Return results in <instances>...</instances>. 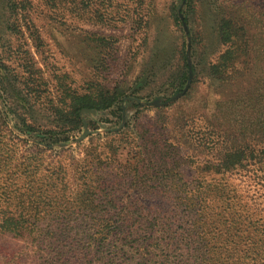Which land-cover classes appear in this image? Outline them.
Segmentation results:
<instances>
[{"label":"rangeland","instance_id":"obj_1","mask_svg":"<svg viewBox=\"0 0 264 264\" xmlns=\"http://www.w3.org/2000/svg\"><path fill=\"white\" fill-rule=\"evenodd\" d=\"M15 1L17 12L11 11L8 0H0V78L7 87L11 79L9 88L13 85L18 90L25 83L34 90L25 101L31 121L49 125L53 117L48 108L64 105L68 93L81 95L99 88H117L121 96L110 109L80 113L82 125L68 134L67 142L40 145L47 151L49 162L50 155L65 159L61 164L63 178L45 194V203H57L53 205L60 212L58 218L67 219L74 213L75 194L81 186L97 190L92 182L98 181L120 206L129 199L146 205V213L150 219H157V224L164 217L177 220L183 215L173 205L177 198L174 190L186 185L188 197L197 182L206 185L210 180L201 174L207 153L204 142L190 145V138L198 140L205 126L211 124L219 127L225 139L235 141L246 135L248 127L251 131L252 126L257 129L264 122V0ZM172 6L178 7L177 22ZM221 19L231 21L236 28V36L226 45L218 35ZM228 45L235 52L233 65L223 76L210 77V65ZM184 63L192 79L185 93L175 98ZM7 121L28 147L38 145L34 135L27 137L14 128L12 116ZM84 130L88 135L81 137ZM159 150L165 154L163 161L151 163L152 153ZM71 156L80 168L93 173L85 184L82 180L75 183L67 164ZM97 158L100 165L94 162ZM169 167L175 169L176 176L171 173L166 179L160 171ZM149 168L154 172L146 173L141 187L157 189L135 195L129 186L138 171ZM226 178L227 190L233 188L237 199L225 203L214 194H206L204 198L213 209L207 218L219 212L228 222L244 217L246 213L240 209L247 207L264 221V187L240 174ZM49 183L53 182L48 180L45 185ZM161 185L165 189H158ZM225 206L232 210L225 211ZM247 214L236 226L242 232L248 221L257 220ZM68 221L72 228L79 224L78 229L84 232H89L92 224L77 222L75 216ZM61 223H55V231ZM143 226L137 228L141 238ZM52 245L58 247L55 241ZM84 248V242L75 243L66 258L59 260L48 253L44 257L49 264H86L81 254ZM20 256L19 264L42 261L30 243L0 235V264H10Z\"/></svg>","mask_w":264,"mask_h":264},{"label":"trees","instance_id":"obj_2","mask_svg":"<svg viewBox=\"0 0 264 264\" xmlns=\"http://www.w3.org/2000/svg\"><path fill=\"white\" fill-rule=\"evenodd\" d=\"M8 2L11 11L17 12V1ZM185 4L187 5V2ZM176 8L178 10V7L172 6L171 13L177 22ZM218 35L221 43L226 45L236 36V28L231 21L221 19ZM34 36L35 34H32V38ZM232 48L229 46L216 63L210 65V77L223 76L229 66L233 65L235 52ZM28 64L33 68L30 62ZM22 68L24 72L27 71V67ZM186 70L184 63L178 74L179 92L188 80ZM37 72L40 73L39 70ZM2 80L0 78V95H6V99L4 95L2 98L0 96V235L9 234L30 243L42 260L37 264H49L44 257L45 253L59 257V260L66 258L75 243L80 242L85 243L81 254L86 264H127L130 261L136 264H264V221L256 217L258 214L251 212L247 207H241L242 214L249 212L257 218L256 221H248L242 232L236 226L239 221L247 218L246 214L238 219L233 217L228 222L222 219L219 212L207 218L213 209L204 198L206 194H214L217 199L226 200L225 203L229 200L235 202L236 191L233 188L227 190L229 185L227 186L226 177L230 175L240 174L248 181L255 182V185L264 187V122L258 124L257 129L252 126L251 131L248 127L246 135H241V138H236L235 141L225 139L219 127H216L217 130L211 124L205 126L198 140L193 141L190 138V145L204 142L207 153L201 174L208 176L210 180L205 182L206 185L197 182L188 197L186 185L174 190L177 198L173 205L180 211L178 213L183 215L177 220L164 217L159 221L160 224H157V219H150L146 213V205L129 199V203L120 206V202L102 188L98 181L92 182L97 190L83 185L76 191L74 213L67 219H61L56 217L60 215L54 206L57 203H45V194L48 188L56 186L55 181L63 178L61 164L65 159H54L50 155L52 162H49L45 156L47 151L40 145L50 147L67 142L68 134L82 125L81 111L110 109L120 100L119 90L114 88L112 91H106L99 88L93 93L81 95L68 93V101L64 105L48 108L53 121L49 125H42L30 120L31 111L25 105L27 97L34 94L29 84L24 83L21 89L15 90L13 85L9 88L11 79L7 81L8 87L3 85ZM11 100H15L14 103ZM9 116L14 118V128L27 137L34 135L38 145L28 147L26 140L15 135L9 128ZM114 150L113 148V154ZM143 151L145 150L140 151V154H143ZM52 152L53 150H49V153ZM89 153L92 155V151H88ZM152 154L151 163L163 161L165 157L161 150ZM95 161L100 165L99 158ZM77 163L72 156L68 157L67 164L73 172L75 183L82 180L85 184L88 175H94L91 171L80 168ZM143 171L137 172L138 176H135V181L129 186L135 195H143L157 189L150 186L141 187L145 176L154 172L151 168ZM171 173L176 176L173 167L160 171L166 179ZM48 180L53 183L45 185ZM158 189L165 187L161 185ZM224 210L231 211L232 208L225 206ZM256 212L260 213V210ZM72 216L82 223L88 222L85 218H89V223L92 224L88 229L89 232L94 229L93 233L79 230V224L72 228L68 221ZM57 221L62 223L55 231L54 225ZM46 223L49 225L43 227ZM141 226L145 228L144 238H141L137 229ZM52 241H55L58 247L53 248ZM21 259L22 256L17 258V261L10 260V264H19Z\"/></svg>","mask_w":264,"mask_h":264},{"label":"water","instance_id":"obj_3","mask_svg":"<svg viewBox=\"0 0 264 264\" xmlns=\"http://www.w3.org/2000/svg\"><path fill=\"white\" fill-rule=\"evenodd\" d=\"M183 27H184V29L186 28V25H185L184 22H183ZM191 79H192V73H191V71H189V73H188V80H187L186 85L184 86V88H183V90L181 92H179L178 94H176L175 98H179V97H181L185 93V91L188 89V87L190 85ZM164 105H165V103H164ZM84 112H94V110H83V111H81V113H84ZM83 125L85 126V123ZM86 135H88V132L86 130H84L83 133H82V135H81V137H85Z\"/></svg>","mask_w":264,"mask_h":264}]
</instances>
